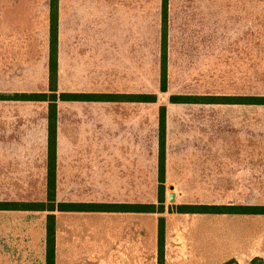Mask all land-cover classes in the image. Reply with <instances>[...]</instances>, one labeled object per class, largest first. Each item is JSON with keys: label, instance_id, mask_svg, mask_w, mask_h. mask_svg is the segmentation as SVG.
Returning <instances> with one entry per match:
<instances>
[{"label": "crops", "instance_id": "crops-1", "mask_svg": "<svg viewBox=\"0 0 264 264\" xmlns=\"http://www.w3.org/2000/svg\"><path fill=\"white\" fill-rule=\"evenodd\" d=\"M51 2L0 0V92L31 93L33 78L49 85ZM56 13L58 203H96L75 197L110 192L116 174L127 191L143 197V143L113 135L130 132L137 139L144 102L128 96L144 93L106 87H142L144 70L162 67L165 32L168 89L181 83L172 71L188 63L199 67L201 86H255L256 70H264V0H56ZM62 93L96 97L65 100ZM231 96L256 94L201 92L198 141L172 140V106L184 103L170 101L166 180L175 205H264V105L208 100ZM14 101L23 103V123L0 127V166H22L24 175L34 149L47 173L48 114L33 127L28 107L26 125V102H32ZM82 112L87 122L77 123ZM44 212L0 210V264H47V215L33 223ZM159 215L57 210L55 264H159ZM163 216L164 264L264 258V215Z\"/></svg>", "mask_w": 264, "mask_h": 264}, {"label": "rangeland", "instance_id": "rangeland-1", "mask_svg": "<svg viewBox=\"0 0 264 264\" xmlns=\"http://www.w3.org/2000/svg\"><path fill=\"white\" fill-rule=\"evenodd\" d=\"M258 58V57H257ZM263 58V56L261 57ZM177 65L183 66V64L177 63ZM195 65V64H194ZM188 63L187 69H177L172 71V76L176 77V81L181 83L172 84L167 92L161 91V69H145L144 70V84L142 87H106L110 90H133L134 92L142 90L143 93L156 94L158 97L157 102L144 103L142 118H137V134L135 139V133H121L113 136L126 138L127 141H138L142 142L144 146V181H143V197L135 193L132 195V190H126V183L124 181L117 180L118 174L113 175L115 179L112 181V189L110 192H97L95 195L91 193L84 194L82 197L76 196L75 199L83 200L88 202H105V203H124V202H138L143 201V204H156L158 208H161L159 199V134H160V113L163 106H166V112L168 115V109L170 105L171 95L185 94L187 96H198L201 92L205 93H216V92H227L235 94L243 93H255L256 95H264V70L257 69V79L255 86H234V85H220L215 86H201L199 67H195ZM155 67V65H154ZM215 73V71H212ZM210 73V71H208ZM39 76L41 72H38ZM187 77L188 83L185 84L184 80H180L179 77ZM42 80L39 78H33V85L31 86V93H49V85H44L39 82ZM87 90L89 87H76ZM3 90V87H0ZM170 90V92H169ZM189 93V94H188ZM14 92H0V127H7L11 125L13 127L22 125L23 123V103H17L14 100H19ZM20 94V93H19ZM22 94V93H21ZM28 101V100H26ZM25 106V123H28V107L31 109V125L42 126L45 115H49V103L44 101H31ZM172 140L173 141H198L199 138V126H200V105L198 103H184L177 104L176 108L172 106ZM17 112L18 117H15ZM83 113V112H82ZM85 113V112H84ZM77 116L76 121L87 122L86 114ZM12 115L11 118H9ZM21 115V116H20ZM142 119V122L141 120ZM135 125V124H134ZM135 128V127H134ZM186 128L187 132L183 133V129ZM131 130V127L129 128ZM175 129V130H174ZM3 135H0L2 138ZM22 135H12L13 138H18ZM8 136L5 135V138ZM39 134H33V140H38ZM169 137V122L167 118V141ZM14 140V139H13ZM32 165L31 167H24L25 174L23 175L22 166H0V202H16L21 203L33 202V201H45L47 198V173L45 172V165H43V154L40 150L32 151ZM31 169V180L28 178V169ZM117 168H112L113 172ZM84 167L83 174L86 172ZM77 173L78 167H77ZM26 177L23 181L22 177ZM86 182V181H85ZM171 190L169 189L168 182L165 184V212L158 213L165 215L168 212H177L179 205H175L174 201L170 199ZM65 200H68L65 198ZM58 203V202H57ZM61 203V202H60ZM49 212L42 214H36L33 216V223L43 222L44 216L48 217ZM159 215V216H160ZM39 231V230H37Z\"/></svg>", "mask_w": 264, "mask_h": 264}, {"label": "trees", "instance_id": "trees-1", "mask_svg": "<svg viewBox=\"0 0 264 264\" xmlns=\"http://www.w3.org/2000/svg\"><path fill=\"white\" fill-rule=\"evenodd\" d=\"M51 14V38H50V92L42 93H22L15 94L21 100L44 101L49 103L48 115V164H47V198L45 201L21 202H0V210H32L47 211V264H55L56 246V216L55 211H104L123 212L134 211L144 213H164L165 212V184H166V146H167V112L163 106L160 113V134H159V199L161 208L156 204H123V203H57V52H58V31L56 0H52ZM167 21L164 20L166 31ZM167 37L163 36L162 67H161V91L167 92ZM95 95L87 93H62L61 99L87 101L95 98ZM121 97V96H120ZM131 100L153 103L158 101L156 94L144 93L142 95H130ZM198 96H171L170 101L174 103H199ZM209 102L220 103H245L264 105V95L250 97H211ZM179 213H213V214H252L264 215V205H179ZM165 226L166 219L161 216L159 219V264L165 261ZM223 264H239L235 260L227 261ZM248 264H264V258L256 257Z\"/></svg>", "mask_w": 264, "mask_h": 264}, {"label": "water", "instance_id": "water-1", "mask_svg": "<svg viewBox=\"0 0 264 264\" xmlns=\"http://www.w3.org/2000/svg\"><path fill=\"white\" fill-rule=\"evenodd\" d=\"M170 199H171V201H174V195L173 194L170 196Z\"/></svg>", "mask_w": 264, "mask_h": 264}]
</instances>
